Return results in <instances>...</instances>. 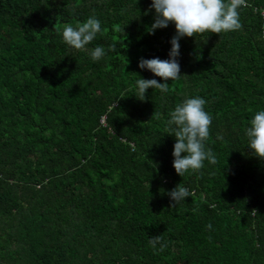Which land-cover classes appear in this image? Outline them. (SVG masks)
<instances>
[{
	"label": "trees",
	"instance_id": "16d2710c",
	"mask_svg": "<svg viewBox=\"0 0 264 264\" xmlns=\"http://www.w3.org/2000/svg\"><path fill=\"white\" fill-rule=\"evenodd\" d=\"M151 2L0 0V264H264V159L246 135L264 110V0L240 30L182 38L180 78L140 100L141 77L164 82L140 58L168 59L176 34L149 33ZM90 17L101 33L67 45ZM195 97L218 163L181 177L169 114ZM180 183L192 195L171 208Z\"/></svg>",
	"mask_w": 264,
	"mask_h": 264
},
{
	"label": "clouds",
	"instance_id": "9594fccd",
	"mask_svg": "<svg viewBox=\"0 0 264 264\" xmlns=\"http://www.w3.org/2000/svg\"><path fill=\"white\" fill-rule=\"evenodd\" d=\"M247 0H152L150 9L155 10L154 23L151 24L149 33L155 34L157 29L167 28L173 24L176 34L170 40L171 49L168 59L159 57L139 60V68L146 69L156 77L163 79L160 83L157 79H144L141 77L136 83L140 100L146 99L149 89H159L166 93L169 90L168 81L180 78L181 66L179 62L180 40L184 37H196L204 33L220 35L240 30V9L247 7ZM263 15L264 10H260ZM56 26V25H55ZM54 26V28H55ZM119 31V25L114 26ZM101 22L95 17H90L82 24L73 27L65 25L62 31L64 42L76 50H85L98 33H101ZM111 50H115L114 48ZM105 55L101 46L91 51L93 61H99ZM206 100L200 97L189 98L178 104L170 112L168 125L171 134L176 138L173 149V167L176 173L184 177L185 173H198L204 168L207 160L210 164L218 163L215 153L211 148H206V141L210 137L212 117L205 110ZM155 115V112L153 116ZM251 126L246 129L249 140V148L253 154L264 159V110L258 111L250 121ZM175 126V127H172ZM218 139L222 137L218 136ZM170 197V207L174 208L186 200L192 193L178 184L167 193ZM253 209L251 214L255 215ZM207 228L211 230L212 225ZM162 235L151 236L149 243L153 248L159 245V251H164L166 245L162 242Z\"/></svg>",
	"mask_w": 264,
	"mask_h": 264
},
{
	"label": "built area",
	"instance_id": "2783aa9c",
	"mask_svg": "<svg viewBox=\"0 0 264 264\" xmlns=\"http://www.w3.org/2000/svg\"><path fill=\"white\" fill-rule=\"evenodd\" d=\"M263 16H264V13H263Z\"/></svg>",
	"mask_w": 264,
	"mask_h": 264
}]
</instances>
